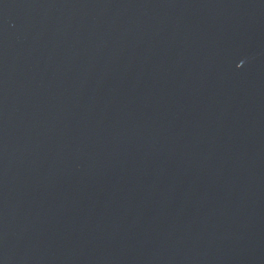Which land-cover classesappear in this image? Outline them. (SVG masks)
<instances>
[{
	"label": "water",
	"instance_id": "95a60500",
	"mask_svg": "<svg viewBox=\"0 0 264 264\" xmlns=\"http://www.w3.org/2000/svg\"><path fill=\"white\" fill-rule=\"evenodd\" d=\"M135 264H264V0H228Z\"/></svg>",
	"mask_w": 264,
	"mask_h": 264
}]
</instances>
